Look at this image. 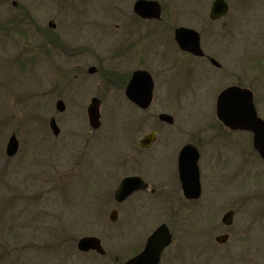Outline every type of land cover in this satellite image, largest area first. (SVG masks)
Listing matches in <instances>:
<instances>
[{
	"label": "rangeland",
	"instance_id": "rangeland-1",
	"mask_svg": "<svg viewBox=\"0 0 264 264\" xmlns=\"http://www.w3.org/2000/svg\"><path fill=\"white\" fill-rule=\"evenodd\" d=\"M3 1L0 0V264H121L130 256V243H140L148 231L150 234L163 222L171 223L176 231V246L185 242L187 247L191 246L196 227L182 216L192 207L179 199H154L145 193L119 206L113 200L112 194L121 179L140 171L128 162L127 144L132 130V125L130 130L128 125L133 120L129 105L124 101L103 104L102 126L97 131L88 123L90 102L84 101L78 89L74 90V101L69 95L64 98V113L56 110L54 94H59L64 85L82 80L80 69L94 65L101 68V64L103 69H109L115 64L111 50L115 43L109 38L100 40L107 38V9L119 0H97L82 13V3L90 4L93 0H18L29 5L33 16L27 24L12 25L13 30L2 28V19L6 24L13 17L12 12L4 10ZM160 1L168 8L172 2ZM211 1H202L207 12ZM180 4L177 19L180 24L189 25L192 14L188 12L198 8V3L180 0ZM233 11L238 15V9ZM51 19L55 20L56 29L48 26ZM107 26L109 34L115 26ZM241 28L233 25L230 30L237 34ZM166 31L160 26L149 32L148 45H155L162 38L168 40ZM256 37L229 44L231 65L244 53H251L254 46L256 50L264 47V39ZM82 49L85 50L78 53ZM148 63L152 65L151 60ZM65 69H73L67 78ZM91 81H98L97 76L89 78ZM216 87L218 84L207 89L206 99L192 100L195 103L185 100L170 108L176 116L170 129L180 131L176 138L180 145L190 139V132L196 128L194 118L200 122L212 118ZM161 108L160 102L155 101L148 112L149 123L142 127L138 138L152 129L156 119L151 114ZM53 116L62 127L58 137L49 125ZM13 133L20 147L18 154L9 158L6 146ZM162 141L159 139L156 146ZM156 155L145 154L148 161L143 163V171L154 181L152 188L157 192L172 193L170 183L176 172L173 152ZM254 159L253 153L236 154L225 149L207 155L201 163L204 192L211 195V190L215 191L211 187H217L218 193L227 196L243 194L247 199L243 209L252 213L258 185ZM203 205L204 198L196 209L201 211ZM113 209L119 210L115 222L109 218ZM84 236L99 237L107 255L81 253L77 243ZM244 250L246 261L254 250ZM116 256L118 261L114 260ZM186 263L192 264L191 259ZM217 264H221L220 260Z\"/></svg>",
	"mask_w": 264,
	"mask_h": 264
},
{
	"label": "flooded vegetation",
	"instance_id": "flooded-vegetation-1",
	"mask_svg": "<svg viewBox=\"0 0 264 264\" xmlns=\"http://www.w3.org/2000/svg\"><path fill=\"white\" fill-rule=\"evenodd\" d=\"M202 1L191 0L195 4L198 3V8H190L188 13L192 14V23L189 25L180 24L177 19L181 14L180 0H172L169 8L160 0H119L112 4L107 9L109 12L106 18L104 17V34L107 38L100 41L109 38L115 43L111 49L115 64L109 69H103L100 61L101 68L94 65L80 69L83 79L64 85L62 91L53 97L56 102L63 100L65 109L64 98L69 95V99L73 98L74 101L76 89L82 94L84 101L90 103L96 98L100 106L106 102L119 104L123 101L129 105V114L133 120L128 125L129 130L132 125L127 144L128 162L138 166L140 171L127 176L141 178L146 182V186L134 190L123 202H116L114 191L112 197L116 205H122L147 193L154 196V199H161V196L174 197L192 207L187 215L182 216L196 227V232L193 229L191 246L187 247L186 242L176 246V231L170 226L171 223L163 222L150 234L148 231L140 243L133 240L129 246L130 250L128 249L130 256L121 264L142 253L150 236L161 225L167 226L171 241L163 248L159 264H187L190 259L192 264H217L218 260L221 264H264V47L256 50L254 46L251 53H244L238 61H232L233 65L228 58L230 43L232 46L239 39L240 42L244 39L254 40L256 35L264 39V0H212L208 12V7ZM16 2V5L14 0L2 2L4 10L7 13L12 12L13 15L12 20L9 21L8 18L6 24L2 19L3 29L12 27L13 30V26L27 24L32 20L33 14L29 5L20 4L18 0ZM94 2L97 0L90 4L83 2L80 13L87 11L89 5ZM237 9L238 15H234L233 10ZM109 23L115 27L112 32L109 28L111 33L108 34ZM233 25L242 26L237 34L230 30ZM48 26L56 29L57 24L51 19ZM160 26L167 30L168 40L162 38L155 45H148V33ZM262 26L263 29L260 28ZM183 27L192 32L178 34V30ZM246 32L248 35H245ZM147 53L150 54L148 61ZM150 60L152 65L148 63ZM71 70L73 71L65 69V78L72 73ZM95 76L98 81L89 82V78ZM75 84L78 86H74ZM214 84H218V87L212 97V118L204 122L194 118L196 128L190 132V139L180 145V140L176 139L180 131L174 132L170 129L176 123V116L170 108L182 104L185 100L195 103L192 100L198 101L202 97L206 99L207 89ZM66 90L68 93H63ZM226 90L231 91L222 100L220 114L219 101ZM157 100L162 108L151 114V118L155 117L156 122L151 130L138 138L137 134L143 131L142 127L148 125V112ZM53 118L58 123L57 118L51 117ZM88 123L91 127L89 118ZM59 127L61 134L62 127ZM165 127L169 129H164ZM159 139L163 140L162 144L156 146ZM223 149L236 154L253 153L256 157L254 172L258 185L253 195L255 209L252 213L243 209V204L247 201L242 197L243 194L234 193L227 196L221 191L218 193L217 187H211L215 190H211V195L205 193L202 185V160L207 155L209 157L215 153L219 154ZM185 150L190 152L192 176L195 166H198V196H188L183 188L181 154ZM170 151L173 152L176 170L173 183H170L173 192L166 193L164 190L160 193L156 188H152L154 181L143 171L142 165L148 161L145 154L152 152L158 157ZM203 198V209L197 210ZM115 210L119 214V210ZM246 247H251L254 253L245 261ZM114 260L118 261L119 257L116 256Z\"/></svg>",
	"mask_w": 264,
	"mask_h": 264
},
{
	"label": "water",
	"instance_id": "water-1",
	"mask_svg": "<svg viewBox=\"0 0 264 264\" xmlns=\"http://www.w3.org/2000/svg\"><path fill=\"white\" fill-rule=\"evenodd\" d=\"M217 3V2H216ZM16 4V1H14ZM217 6V4L215 5ZM54 26V25H52ZM192 32L187 28H180L178 34L183 35L184 33ZM183 44V42L181 41ZM231 90H226L220 97L219 107L222 105V98L226 97ZM150 98V97H149ZM150 99H148V103ZM57 108L59 111L65 110V104L63 100L57 102ZM89 121L94 129H98L101 126V112L100 103L98 99H93L87 110ZM221 114V107L219 110ZM169 117V116H167ZM51 128L55 135H59L60 128L56 123L55 119L51 120ZM150 138V136H149ZM152 139V138H151ZM150 139V140H151ZM147 144V143H144ZM19 141L17 136L13 134L7 144V155L14 156L18 152ZM189 150H185L181 154V177L183 181V188L188 196H198L200 194V182H199V170L196 165L194 168V175L191 174V159ZM197 157V156H196ZM188 161V162H186ZM191 162V163H190ZM195 162V160H194ZM194 167V166H193ZM146 186L141 178L135 176H129L122 179L116 192L115 198L117 201L121 202L127 198L134 190L143 188ZM111 219H117V211L114 210L111 214ZM171 241V234L166 225H161L152 236H150L145 250L138 256L134 257L125 264H159L163 248L169 244ZM79 250L87 252L89 250H96L97 252L104 254L105 250L102 247L101 241L95 236H84L77 244Z\"/></svg>",
	"mask_w": 264,
	"mask_h": 264
}]
</instances>
